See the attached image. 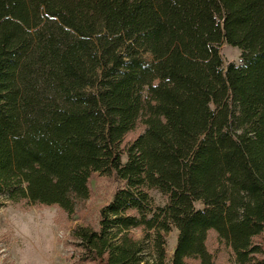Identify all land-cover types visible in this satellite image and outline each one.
Here are the masks:
<instances>
[{"label": "trees", "instance_id": "trees-1", "mask_svg": "<svg viewBox=\"0 0 264 264\" xmlns=\"http://www.w3.org/2000/svg\"><path fill=\"white\" fill-rule=\"evenodd\" d=\"M94 174L75 263L264 264V0H0V194L72 215Z\"/></svg>", "mask_w": 264, "mask_h": 264}, {"label": "rangeland", "instance_id": "rangeland-1", "mask_svg": "<svg viewBox=\"0 0 264 264\" xmlns=\"http://www.w3.org/2000/svg\"><path fill=\"white\" fill-rule=\"evenodd\" d=\"M220 55L223 66L229 62H240V51L237 48L222 45ZM143 58L147 63L152 61L149 54H144ZM143 130L144 128L138 125L128 134L125 141L133 140ZM120 186L114 177L92 175L89 185L90 196L76 207L72 215H68L58 206L12 203L6 199V195L0 194V216L9 217L14 223L13 238L20 256L30 261L40 259L44 264H77L71 258L76 249L71 232L77 226H96L100 208L110 201L112 194ZM149 194L155 206H164L168 203V199L156 190H151ZM195 206L202 208L199 203ZM3 227L0 225V229ZM177 234V230L173 228L166 237L167 259H170L173 253ZM134 235L136 238L141 237L139 232H135ZM207 248L213 253L218 264L228 262L230 251L218 243L214 233L208 236ZM11 258V253L0 244V264H10Z\"/></svg>", "mask_w": 264, "mask_h": 264}, {"label": "clouds", "instance_id": "clouds-1", "mask_svg": "<svg viewBox=\"0 0 264 264\" xmlns=\"http://www.w3.org/2000/svg\"><path fill=\"white\" fill-rule=\"evenodd\" d=\"M0 225H3V229H0V244L4 246L7 252L11 253L10 264H44L40 259L28 260L19 255V249L15 246V239L13 233L15 232V225L11 218L0 216Z\"/></svg>", "mask_w": 264, "mask_h": 264}]
</instances>
